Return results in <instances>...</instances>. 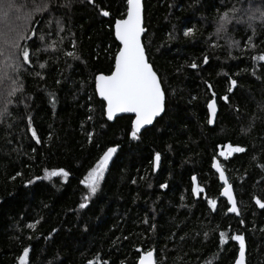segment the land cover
I'll list each match as a JSON object with an SVG mask.
<instances>
[{
  "label": "trees",
  "instance_id": "obj_1",
  "mask_svg": "<svg viewBox=\"0 0 264 264\" xmlns=\"http://www.w3.org/2000/svg\"><path fill=\"white\" fill-rule=\"evenodd\" d=\"M144 8V45L166 111L136 140L132 117L106 120L94 83L114 65V24L126 0H52L32 25L39 31L28 42L32 65L19 74L23 91L0 117V264H18L24 247L31 249L29 264H138L149 250L157 264H235L236 234L245 238L247 264H264V209L255 203L264 201V61L253 59L264 52V21L253 22L251 43L246 22L256 8L264 10V0H144ZM225 12L235 19L217 34ZM210 98L218 107L212 126ZM229 142L246 151L220 157L217 146ZM116 146L90 195L81 181ZM213 156L233 186L240 217L221 197ZM54 169L69 175L45 178ZM194 186L204 189L199 197ZM208 199L217 201L215 210Z\"/></svg>",
  "mask_w": 264,
  "mask_h": 264
},
{
  "label": "snow or ice",
  "instance_id": "obj_2",
  "mask_svg": "<svg viewBox=\"0 0 264 264\" xmlns=\"http://www.w3.org/2000/svg\"><path fill=\"white\" fill-rule=\"evenodd\" d=\"M93 2V0H90ZM52 0H0V117L9 115L8 106L13 104L14 98L23 91L22 81L19 79V74L22 69L32 65L33 49L28 43L34 37H37L38 27H32L33 24L38 25V17L48 13L51 10ZM233 13L239 12V9L233 7ZM259 13V17H257ZM102 15L107 17L110 12L102 11ZM259 18L264 21V10L256 8L247 17L248 27L253 29L252 36L248 37L251 43L252 37L256 35L253 27V22ZM235 19L230 16L229 12H225L219 17V26L217 34L226 31V26ZM59 25V21H57ZM146 31L143 26L142 15V0H126V13L120 19L115 20L114 34L116 40L119 41V50L114 56V65L110 70V74L100 73L94 78L95 91L105 102V111L108 120H112L119 113H132L135 118L131 121L129 135L131 139H139L141 130L147 125H151L156 117L160 116L165 111V92L162 88V81L154 71L153 66L149 63L145 45L142 43V34ZM192 29H188L185 35H189ZM38 39L43 41L44 35H39ZM233 44L238 46V42L233 41ZM255 47V45H252ZM40 49L37 48L36 51ZM68 56H73L72 52L67 53ZM257 61H264V52L254 57ZM207 62V57H205ZM45 65L40 64L43 68ZM192 68H196V63L191 64ZM39 75V73H36ZM236 81L232 80L231 84L236 85ZM211 85L208 88L211 89ZM232 89L230 88L229 91ZM51 95V94H50ZM214 97V93H213ZM227 101L228 97H222ZM54 102V96H53ZM207 108L212 117L216 114V101L210 98L207 102ZM91 119V117H89ZM213 121L209 119L211 124ZM28 127L33 138L37 143L40 139L37 136L36 129L32 127L31 117H28ZM89 140L93 133H88ZM220 150L218 155L227 159L234 153L245 152L246 149L239 145H233L231 142L226 145H218ZM116 147H108L106 151L98 158L95 166L88 172L87 177L81 181L85 185L90 195H94L101 181L104 178L109 162L112 160L114 153L117 152ZM226 149V150H225ZM161 159L160 153H155L154 168L159 166ZM211 167L219 174L220 180L223 182L222 195L227 198L231 207L228 211L239 215L238 206L234 197L232 185L229 183L225 175V170L221 167L220 162L213 156ZM264 170V165H259ZM21 175V173H17ZM69 173L64 169H54L51 171L45 170V178L64 176ZM35 179H40L36 177ZM192 181L195 185L196 176H192ZM33 180L27 181L28 184L33 183ZM166 187V185H161ZM192 192L197 197L204 192V189L198 186L192 188ZM85 201L88 197L84 198ZM208 204L213 210L216 209L217 201L208 199ZM256 205L264 209V201L260 198L255 199ZM87 206L86 203H81V209ZM35 223H39L36 221ZM243 223V221H241ZM35 224H29L32 228ZM55 231V229L53 230ZM225 233H220L221 244L226 243ZM231 240L239 242V257L235 264H245L246 244L243 235L236 234L231 236ZM30 247H24L22 254L18 257V264H29ZM155 250H149L139 256L138 264H157ZM88 264H93V261H88ZM107 264V262H103Z\"/></svg>",
  "mask_w": 264,
  "mask_h": 264
},
{
  "label": "water",
  "instance_id": "obj_3",
  "mask_svg": "<svg viewBox=\"0 0 264 264\" xmlns=\"http://www.w3.org/2000/svg\"><path fill=\"white\" fill-rule=\"evenodd\" d=\"M142 15H143V26L145 27V8H144V0H142ZM146 29V28H145ZM146 32H147V30L142 34V43L144 44V36H145V34H146ZM115 35V34H114ZM116 39V38H115ZM117 41V43L119 44V41L118 40H116ZM120 46V45H119ZM146 54H147V52H146ZM148 57V56H147ZM149 60V59H148ZM150 63V62H149ZM153 69H154V67H153ZM154 71H155V69H154ZM158 75V74H157ZM158 77H159V75H158ZM160 78V77H159ZM162 88H163V86H162ZM164 90V89H163ZM97 96H98V98L101 100V101H103L102 100V98L101 97H99V95L97 94ZM216 101V100H215ZM104 102V101H103ZM105 103V102H104ZM165 111H166V95H165ZM165 111L160 115V116H158V117H156V119L153 121V123L151 124V125H147V126H145V128L144 129H142L141 130V133L144 131V130H146V129H148V128H151V127H153L154 126V124L156 123V121L158 120V119H160L161 117H163V115L165 114ZM209 111V110H208ZM217 114H218V107H217V102H216V114H215V116L214 117H212L211 116V114H210V111H209V115H210V119H212V123H211V126L212 125H214L215 124V120H216V117H217ZM123 116H130V117H132L133 119L135 118V116H134V114H132V113H119V114H117L112 120H108L107 119V115H106V111H105V117H106V120L108 121V122H110V123H114L118 118H121V117H123ZM218 160V159H217ZM219 161V160H218ZM220 162V161H219ZM220 164H221V162H220ZM221 167L224 169V167L222 166V164H221ZM213 171L218 175V180H219V183L222 185V187H223V182L220 180V178H219V174L216 172V170L213 168ZM225 175H226V173H225ZM226 177L228 178V176L226 175ZM228 181H229V179H228ZM230 183V182H229ZM232 188H233V186H232ZM222 191H223V188H222V190H221V197L227 202V204H228V206L229 207H231V204L228 202V200H227V198H225L223 195H222ZM233 192H234V189H233ZM234 197H235V199H236V195H235V192H234ZM236 202H237V199H236ZM237 206H238V202H237ZM238 211H239V206H238ZM232 214H234V215H236V216H238V217H240V211H239V215H237L236 213H232ZM246 244V243H245ZM143 255V254H142ZM238 257H239V254H238ZM237 257V258H238ZM156 258V257H155ZM157 261V260H156ZM245 264H247V246H246V258H245Z\"/></svg>",
  "mask_w": 264,
  "mask_h": 264
},
{
  "label": "rangeland",
  "instance_id": "obj_4",
  "mask_svg": "<svg viewBox=\"0 0 264 264\" xmlns=\"http://www.w3.org/2000/svg\"><path fill=\"white\" fill-rule=\"evenodd\" d=\"M114 155H115V153H114ZM114 155H113V157H114ZM113 157H112V160H113ZM112 160H111V161H112ZM111 161L109 162V165H110ZM109 165H108V167H109ZM107 169H108V168H107ZM107 169H106V171H105V174H106V172H107ZM105 174H104V176H105Z\"/></svg>",
  "mask_w": 264,
  "mask_h": 264
},
{
  "label": "bare ground",
  "instance_id": "obj_5",
  "mask_svg": "<svg viewBox=\"0 0 264 264\" xmlns=\"http://www.w3.org/2000/svg\"><path fill=\"white\" fill-rule=\"evenodd\" d=\"M115 36V35H114ZM144 254V253H143Z\"/></svg>",
  "mask_w": 264,
  "mask_h": 264
}]
</instances>
